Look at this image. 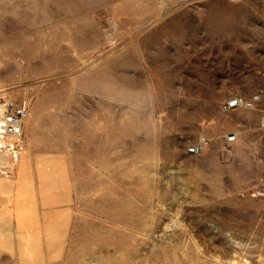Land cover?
I'll use <instances>...</instances> for the list:
<instances>
[{
  "label": "rangeland",
  "instance_id": "obj_1",
  "mask_svg": "<svg viewBox=\"0 0 264 264\" xmlns=\"http://www.w3.org/2000/svg\"><path fill=\"white\" fill-rule=\"evenodd\" d=\"M0 98L43 220L0 264H264V0H0Z\"/></svg>",
  "mask_w": 264,
  "mask_h": 264
},
{
  "label": "built area",
  "instance_id": "obj_2",
  "mask_svg": "<svg viewBox=\"0 0 264 264\" xmlns=\"http://www.w3.org/2000/svg\"><path fill=\"white\" fill-rule=\"evenodd\" d=\"M261 99L260 94H255L247 99L242 96L234 95L223 104L225 110L233 108H254L255 104ZM28 105L26 102H17L9 98H0V136L20 138L23 134V125L28 115ZM260 125L264 127V115L261 118ZM236 133H228L224 136L226 143L236 140ZM209 138L206 136L199 137L194 143L188 146V152L198 154L208 143ZM4 148L7 151L12 149V145L6 143Z\"/></svg>",
  "mask_w": 264,
  "mask_h": 264
},
{
  "label": "crops",
  "instance_id": "obj_3",
  "mask_svg": "<svg viewBox=\"0 0 264 264\" xmlns=\"http://www.w3.org/2000/svg\"><path fill=\"white\" fill-rule=\"evenodd\" d=\"M2 140L4 139H1V143ZM21 148L22 146L18 148L19 153H21ZM8 159L15 160V162H17V164L15 165L17 169V173L14 170L13 175L11 173L7 175L6 173L8 172L7 170L8 168H5V166L1 164V160H0V171L6 169L3 172H0V218L4 217L9 221H11L13 227L16 230L37 229L40 227L39 223H41L43 220H41V214L37 207L38 204H37L36 194L33 193L30 188L27 187H25V189L27 190L26 193H24V189L22 188H18V191L14 189V185L16 181L15 178L18 176V173L22 172L23 168L27 164V161H25V159L21 156L15 157V159L12 158H8ZM18 170L20 172H18ZM3 175L7 178H3ZM8 181H13V182L12 184H5ZM18 186L20 187L21 184H19ZM16 195H20V197L22 196L24 206L17 207L16 204H14V202L11 200ZM22 214L23 216H20ZM19 216L20 219H18Z\"/></svg>",
  "mask_w": 264,
  "mask_h": 264
},
{
  "label": "bare ground",
  "instance_id": "obj_4",
  "mask_svg": "<svg viewBox=\"0 0 264 264\" xmlns=\"http://www.w3.org/2000/svg\"><path fill=\"white\" fill-rule=\"evenodd\" d=\"M30 116V115H29ZM27 122V121H26ZM0 138H2V137H0ZM4 138V137H3ZM6 138H8V137H6Z\"/></svg>",
  "mask_w": 264,
  "mask_h": 264
}]
</instances>
